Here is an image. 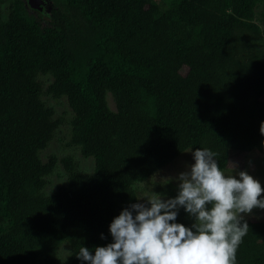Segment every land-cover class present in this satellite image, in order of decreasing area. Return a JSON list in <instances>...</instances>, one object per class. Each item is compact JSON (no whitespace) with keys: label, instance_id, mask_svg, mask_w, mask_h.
I'll return each instance as SVG.
<instances>
[{"label":"trees","instance_id":"trees-1","mask_svg":"<svg viewBox=\"0 0 264 264\" xmlns=\"http://www.w3.org/2000/svg\"><path fill=\"white\" fill-rule=\"evenodd\" d=\"M6 15L0 264H81L79 246L111 242L138 186L186 150L213 149L226 171L234 155L264 162V0H52L36 14L13 0ZM45 95L67 100L69 146L92 172L71 155L43 161L63 124ZM59 163L67 184L46 194ZM178 221L192 223L182 209ZM247 222L237 264H264V220Z\"/></svg>","mask_w":264,"mask_h":264},{"label":"clouds","instance_id":"clouds-1","mask_svg":"<svg viewBox=\"0 0 264 264\" xmlns=\"http://www.w3.org/2000/svg\"><path fill=\"white\" fill-rule=\"evenodd\" d=\"M259 132L264 136V121ZM190 152L193 162L174 177L176 195L152 189L129 202L108 226L111 242L75 251L81 264H237L246 217L264 209V186L235 164L228 173L209 147ZM181 209L191 224L178 221Z\"/></svg>","mask_w":264,"mask_h":264},{"label":"rangeland","instance_id":"rangeland-1","mask_svg":"<svg viewBox=\"0 0 264 264\" xmlns=\"http://www.w3.org/2000/svg\"><path fill=\"white\" fill-rule=\"evenodd\" d=\"M260 8H257V13H259ZM7 10L2 14L3 18H6ZM45 79L47 84L50 83L48 78L41 77ZM43 99L47 104L55 110V118L61 119L63 121L62 126L55 133L53 141L49 144L48 148L44 150L41 157L44 162L48 160L50 155H56L58 159L65 156H73L81 165V169L85 172H92L94 170V159L84 158L81 155L79 148L69 146L71 139L70 135V121L73 117L71 108L65 98L53 99L50 96H43ZM110 106L115 109L114 101L109 97ZM262 155L257 151L255 153H249L244 155H234L230 165L227 169L228 173H233L235 171L234 165L238 166L239 170L247 169L250 174L254 175L255 178L259 179L264 186V162L262 161ZM192 156L190 150L183 152L170 167H167L160 175L151 179L147 182L141 183L138 186V195L141 198L145 192L151 193L152 189L158 193H163L167 197L176 195L177 182L174 177H176L181 171L185 170L186 165L192 163ZM169 179L170 182L164 180ZM48 186L45 188V193L50 194L53 190L60 186L67 184V177L64 171L63 165L60 163L57 165L55 173L47 177ZM168 183V184H167ZM167 184V185H166ZM250 220H264V209H254L253 213L246 217ZM70 248L68 245H64L60 252V257L65 260L70 255Z\"/></svg>","mask_w":264,"mask_h":264},{"label":"flooded vegetation","instance_id":"flooded-vegetation-1","mask_svg":"<svg viewBox=\"0 0 264 264\" xmlns=\"http://www.w3.org/2000/svg\"><path fill=\"white\" fill-rule=\"evenodd\" d=\"M25 2L26 8L28 9V11L32 14H36L39 11H50L52 9V0H36V8H33L30 3L29 0H22ZM13 2V0H0V13L1 15L4 14V11L7 10L11 3ZM42 2V3H40ZM44 3V5H43Z\"/></svg>","mask_w":264,"mask_h":264},{"label":"water","instance_id":"water-1","mask_svg":"<svg viewBox=\"0 0 264 264\" xmlns=\"http://www.w3.org/2000/svg\"><path fill=\"white\" fill-rule=\"evenodd\" d=\"M29 3H30V5H31L33 8H36V7H35V5H36V0H29ZM40 3H42V2H40ZM43 5H44V3H43Z\"/></svg>","mask_w":264,"mask_h":264}]
</instances>
